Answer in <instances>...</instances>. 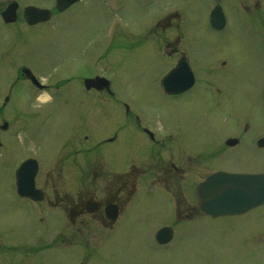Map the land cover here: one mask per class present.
I'll list each match as a JSON object with an SVG mask.
<instances>
[{
	"label": "rangeland",
	"instance_id": "1",
	"mask_svg": "<svg viewBox=\"0 0 264 264\" xmlns=\"http://www.w3.org/2000/svg\"><path fill=\"white\" fill-rule=\"evenodd\" d=\"M10 1L0 0V8L4 9ZM17 1L20 4L19 13L27 5L54 8V0ZM106 2L107 0H84V3H81L82 5L74 7L67 13L64 12V15L58 14L59 16L55 17L52 24L45 25L43 28L39 26L36 30L31 31L33 40L31 47H27L28 49L21 48L20 44L13 39L15 34L12 33H15V31L6 30L7 33L5 32L2 38L0 36V126L5 123L3 120L9 123L8 130L3 131L7 134V137L2 138L3 148H1L0 153L4 151L9 158L10 151L13 157L16 156L17 160L34 157L41 165L44 164L38 178L41 185L45 184V169L49 165L47 163H53V165L56 163L53 157L57 156L61 145L52 144L48 139H45V145L42 140H35L36 143H33L32 139L24 136L29 132L28 125L31 130H38V127H40L41 134L44 133L45 128V137H47V134H53L61 139L63 135L69 136L75 132L74 122L79 117L75 118L74 113L69 109L53 111L51 113L53 121L61 119L59 126L53 123H50L49 127L46 126L43 114L40 115L38 112L42 111V108L39 107L42 103L39 102V99H36L35 93L28 82L21 80L19 83H24L20 87L10 92V94L6 91L10 81H13L11 79L14 78L15 70L24 62L35 74L44 75L45 78L55 68L62 70L63 65L60 60L62 61L63 58L75 54L77 48L78 53L82 56L80 61L77 62L81 77H91L96 73L103 75L113 82L117 96L143 98L147 102L160 105L161 117H163V114L173 111L172 115H177L185 121L187 114L191 112L190 107L185 102L178 100H174L176 104L172 103L168 98L161 95L157 85V83H161L166 70V64L160 63L158 58L166 56V42H173L175 35L177 33L181 34V30L180 32L176 31V27L166 31L161 26L156 27L157 20L161 24L160 17L162 18L170 10H179L182 18L184 15V19L181 18L182 39L192 35L194 27L200 28L203 26L202 19L205 17L206 10L215 3L220 4L225 11L234 15L231 18V25L227 27V30H230L229 34L221 40L228 45L232 42V46L237 48V55L234 58L232 55L228 58L222 41L217 40L220 46L218 44L213 45V47H217V50H212L213 47L210 42L207 44L211 55L213 54L210 60L215 58L222 67L224 60L227 63H233L238 58V74L233 82L237 81L241 84L233 97L235 100L232 101V105L236 106L237 111L242 110L243 114L249 108L248 111L253 114L257 127L264 121V110L259 108L258 102H256V105L255 102L251 103V107L243 102L244 98L253 91L260 98V84L264 83V0H154L153 7H149L153 0L115 1L114 8L120 9L118 14L122 18L123 26L120 27L121 32H117V37L111 40H109L111 34L106 33V26H108V30L111 29L109 27L111 13L108 12V9L105 11V7L102 6ZM175 3L177 6H172ZM236 5L241 7L239 8ZM157 8L160 9L162 14L152 24L154 26L148 27L153 18V14L150 12ZM236 12L240 13L239 16ZM1 23L0 31L4 32ZM185 25L187 28H185ZM18 26L20 24L14 26L15 29ZM17 29L18 33H21V31L25 33L28 28L21 29L20 26ZM203 30L205 31L204 28ZM208 35L204 37L206 41H210ZM74 38H77L79 42L73 49ZM216 38L213 36V39ZM193 44L194 41L191 46ZM4 45H10V49H7L8 47H4ZM186 46V40L185 43L183 40L181 49L187 53L188 46ZM13 52L16 54L22 52V55L19 54L13 58ZM202 52L207 58L210 57L207 52ZM215 52L216 54H214ZM189 56L190 61L195 63L194 66L199 68L194 50L193 53L189 52ZM212 67H214L213 64ZM216 69L217 66L213 71H216ZM68 72L71 73L67 77L73 76L74 68L65 69L64 73ZM213 79L215 78H207L206 76L204 78L201 75V80H203L201 85L205 87V80H210L211 83H206L207 89L208 87L215 88L219 86L220 83ZM76 83L68 84L62 95L69 94L68 96L73 98V95H76L75 87L78 86ZM248 83H252L254 88ZM226 84L222 78L221 85L226 86ZM30 91L32 93L28 95ZM36 94L42 96L40 97L42 101L48 100V97L53 95L47 92H37ZM7 95L9 101L6 103L4 100ZM11 101L13 103L17 102V105H21V103L24 105V101H27L25 107L29 105L30 111L25 116L22 115V112L15 116L10 107ZM51 104V102L48 103V105ZM100 104L101 102L97 105V110H93V112H96L94 116L97 119L103 118V121L110 122L112 113L108 115L100 111ZM198 105H201V103H198ZM197 109L201 115L211 114V110L207 111L204 104ZM86 112L89 114V109ZM32 115L39 117L38 121ZM146 116L148 117L149 113H146ZM206 117L204 116V118ZM90 120L89 116L83 117L84 122ZM93 122H96V120L92 119ZM1 132L0 129V136ZM16 133H22L18 135V146H14L11 139ZM81 133L83 131L75 134ZM206 136L208 137V134ZM124 143L133 147H135V144H142V149L145 148L144 139L132 137V135H128ZM52 145L55 147L54 149ZM133 147H129L130 152L140 151L135 150ZM13 150H16V154L13 153ZM52 150L53 153L49 156ZM69 154H72V152H69ZM57 160H60V158ZM249 160L250 157L248 156L243 158V161H247V163H250ZM133 163H138L137 167L144 166L145 170L148 171L147 176H151L149 180L153 179L151 169L154 161L147 165L140 160H133ZM224 165L230 166L232 164L225 162ZM190 166L192 164L187 163L183 166L184 170L192 168ZM214 167L215 164L212 165V168ZM247 167L249 166L243 165L242 169ZM210 168L211 166H205L202 169L193 168L195 169L193 173L197 175L202 170ZM13 176L14 169L10 167L8 162L3 160L0 163V233H12L15 238L12 234L10 237L6 236L7 240L3 239L5 234L2 238L0 237V264H77L84 260L89 262L88 260H91L92 257L90 264H264V208L254 210L243 216L230 218L211 219L202 217L199 219L200 215L196 214L192 219L184 221L185 223L182 225L179 223L173 225L176 228L174 238L176 241L166 247H158L153 243L149 230L156 224H161L164 219H169L168 216H165L167 209L164 206H167L170 196L165 194L162 195V198L159 195L154 198V194L151 193L159 192L164 188V184L157 183L154 187L146 184L145 191L148 194L145 196L147 198L145 199L146 203H141L135 215L130 210L129 221L118 223L120 224L119 228L112 236H110V232L103 230L101 226L94 225L88 231L81 230L77 234V238L75 232L76 228L80 226L79 223L72 224L69 221L70 219L63 215L61 218L63 222L58 225V218L60 220L59 210L52 209L45 202L28 203L25 200H19L14 209L13 203L16 202V198ZM64 180L60 176V182L57 180L53 186L50 183L49 189L55 193H63L73 189L71 185L68 187V182ZM181 183L182 179L179 175L169 194L179 195L181 203H187V198L181 192H185L188 197V193H191L190 185L183 188ZM71 192L74 193V191ZM161 192L163 191L161 190ZM150 202L157 204V208H149L153 204H150ZM133 204L134 202L130 206ZM28 206L32 209L31 212ZM71 225H74V227ZM62 226H65V231L61 230ZM22 237L24 239H20ZM25 240L28 243L31 242L32 246L29 245L28 249H24L23 246V249L18 252L20 256H16L10 246L23 244ZM46 245L52 248L45 249ZM84 251H86L85 254Z\"/></svg>",
	"mask_w": 264,
	"mask_h": 264
},
{
	"label": "flooded vegetation",
	"instance_id": "2",
	"mask_svg": "<svg viewBox=\"0 0 264 264\" xmlns=\"http://www.w3.org/2000/svg\"><path fill=\"white\" fill-rule=\"evenodd\" d=\"M180 18L178 13H172L164 20L166 23H171L175 20H180ZM201 40L203 47L198 49V53L201 57L199 58L202 63L206 62V66L209 67V61L213 55H211L209 48H207V44L210 41H206L205 38ZM179 42L180 37H176L174 39V44H178ZM202 51L207 52L210 57L207 58L204 56V52ZM180 53L181 51L177 49L176 54ZM202 59L204 60L202 61ZM188 62L193 67L192 61L188 59ZM206 83H209V81L207 80ZM193 91L192 89L190 92L192 93ZM93 92L97 94L106 93L105 90L100 92L93 90ZM198 93V99L208 106V90L205 87H201ZM85 99L86 101L81 102L87 104L89 113L91 114V120L89 122H84V125L80 124L83 133L74 134V143H70L74 148L69 149L72 154L66 158L61 157L59 165H56L59 167L57 171V180L60 182V176L64 179H72L76 183L74 188L75 192H57L55 204L69 217L70 223L75 225L77 222L79 223L80 226L76 228L77 232L81 230L88 231V229L94 225L101 226L107 230H113L119 227L120 224L118 223L129 221L130 203L145 200L147 199L145 196L148 195L144 192V188H137L138 184L145 185L142 178L147 175L148 171L141 167H137L135 163H131L129 147L133 146H128L124 143L128 135L131 136L129 131L133 132L132 137H138L135 126L133 125V129H130V126L133 124V119L131 118L135 117L137 121L140 119L139 115L134 111L132 112L129 107L128 110L124 114H120V116L114 113V120L111 118V121L108 123L110 124V127L107 128L109 131L108 134H105V138L99 143H94L88 133V126L89 123H92V119L96 118L94 116L96 113L93 112V110L97 109L99 101L102 104L111 103L113 107H115V104H125V100L118 101V98L113 95L90 96L85 97ZM208 115L209 114L201 115V117H189V120L195 123L196 126H200L201 124L204 126V128L200 129L202 132L198 140L200 146L199 148L193 147L192 156L188 152L181 154L178 148H173V146L179 143L183 138V135H180V133H175L170 136V148L165 145V141L160 135L156 139L158 136L155 137L157 134L156 131L155 135L152 137L147 133L145 126L142 127L141 122L136 125L147 135L150 141H157V148L160 149L157 151L158 158L154 156L157 159L156 162L153 163V168L151 169L153 179L150 180V184L153 186L157 183L164 184V188L161 189L163 192L160 190V192L155 193L157 194L156 196H160L162 193L164 195H169L170 199L177 198V195H170L169 192L173 188V185L176 184L179 175L182 179L181 184L184 186L190 185L192 188L194 184L199 183L210 172L212 167L202 170L197 175L193 173L196 168L202 169L205 166L215 164L210 159L208 152H210L211 149H213L212 152L219 151L217 141L215 139L211 141L210 138L206 136L208 130L207 126L209 124L217 126L214 128L215 131L219 129L218 117L209 120ZM204 116L207 117L204 118ZM145 145L148 146V144ZM155 145L156 144H151L153 151ZM63 147L62 145V150H64ZM165 147H167V149H165ZM133 148L139 150L138 144H135ZM103 150H106L105 155H102ZM198 151L204 154V160L202 157L198 156V154L196 155ZM205 152L207 153L205 154ZM178 155H180L179 159ZM177 163L181 165L178 166ZM187 163L190 165L192 164V166H190L192 168L184 170L183 166ZM46 177V183L54 178L53 175L49 173ZM150 177L151 176H147L148 179ZM196 214H199L197 208L188 206L185 202L175 205L174 217L179 220L192 219Z\"/></svg>",
	"mask_w": 264,
	"mask_h": 264
},
{
	"label": "water",
	"instance_id": "3",
	"mask_svg": "<svg viewBox=\"0 0 264 264\" xmlns=\"http://www.w3.org/2000/svg\"><path fill=\"white\" fill-rule=\"evenodd\" d=\"M27 14L33 23L48 19V12L45 10L31 8L28 9ZM219 182H223L222 187H212L213 184ZM229 183L231 185L227 187ZM233 184L236 186H233ZM31 185L33 186V183ZM203 191L205 194L203 207L207 208L213 215L227 214L233 210V206L246 210L264 201V177L221 175L212 178L211 181L205 184ZM238 212H240V209H238Z\"/></svg>",
	"mask_w": 264,
	"mask_h": 264
}]
</instances>
